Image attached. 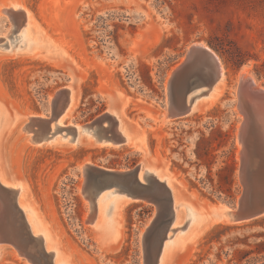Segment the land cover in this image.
Wrapping results in <instances>:
<instances>
[{
    "label": "rangeland",
    "instance_id": "1",
    "mask_svg": "<svg viewBox=\"0 0 264 264\" xmlns=\"http://www.w3.org/2000/svg\"><path fill=\"white\" fill-rule=\"evenodd\" d=\"M13 4L30 12L29 45L16 40L23 11H15L14 20L4 11ZM10 30L12 36L0 40L6 44H0V172L7 183L23 187L19 205L27 208L33 233L29 219L35 213L71 264H145L143 233L157 211L147 201L125 199L123 239L107 248L94 222H87L91 200L83 193L82 164L167 173L177 208L171 239L185 232L188 207L207 214L206 207L240 197L235 93L244 68L264 87V0H0V36ZM198 42L220 56L223 85L204 108L167 118L170 75ZM51 43L59 53L50 51ZM67 86L77 103L63 132L50 142L30 141L33 133L21 130L26 114L49 115L52 97ZM112 110L130 131L145 135L147 154L127 144L98 145L82 134L76 144L66 140L72 138L66 125L89 123ZM104 192L103 213L109 216L122 194ZM148 240V263L154 264L159 245ZM3 243L0 264H31L13 243ZM191 248H177L172 263L259 264L264 215L210 225Z\"/></svg>",
    "mask_w": 264,
    "mask_h": 264
},
{
    "label": "water",
    "instance_id": "2",
    "mask_svg": "<svg viewBox=\"0 0 264 264\" xmlns=\"http://www.w3.org/2000/svg\"><path fill=\"white\" fill-rule=\"evenodd\" d=\"M205 62H209L211 68H207ZM220 74L219 57L201 44L191 45L183 64L170 76L175 103L185 104L189 92L196 88H204L202 92L209 90ZM72 92L71 88H63L62 93H57L54 102H51V113L46 115L48 119L39 118L34 121V117L29 116L22 130L32 132L31 129L34 128L35 141L49 140L63 132L65 127L55 122L53 129L52 123L68 106ZM235 95V107L241 115L245 150L242 166L244 182L240 195L242 199L238 198L234 203L222 202L224 206L210 210L214 218H224L231 223L264 215V89L255 88V81L250 79L237 83ZM176 113L178 117L187 115L188 108L176 109ZM118 122L117 116L105 111L81 126L99 141L121 143L124 138L118 129ZM77 130L75 125L67 130L72 132V141L76 138ZM82 169L87 174L83 190L92 199L95 200L103 190H114L115 193L147 201L158 208L146 232L147 243L148 238L153 237L155 245H159L156 247L159 252L174 220L172 189L166 181H161L149 172L141 176L140 166L125 171H108L86 164ZM10 240L19 254L31 264H53L52 253L45 250L43 237L35 235L27 223L25 212L18 202V190L4 185L0 180V241ZM144 253L149 262L148 248H145ZM259 264H264V261Z\"/></svg>",
    "mask_w": 264,
    "mask_h": 264
},
{
    "label": "bare ground",
    "instance_id": "3",
    "mask_svg": "<svg viewBox=\"0 0 264 264\" xmlns=\"http://www.w3.org/2000/svg\"><path fill=\"white\" fill-rule=\"evenodd\" d=\"M17 10L23 11V21H22L21 25L17 27L18 28L17 31L18 32L21 31V32H20V34L18 33V36H17L16 40H18L20 38L19 42L23 41V42H25L26 45H29L27 43V40L29 38H31V27H32L31 26L32 21L30 19L28 20V18L31 17L30 16V12L25 7H23L22 5H19V4H13L11 7H8V6L4 7V11L6 13L12 15V20H14V16L16 15L14 12L17 11ZM13 27H15V26H13ZM11 31H13V30H10L8 33L3 34L2 37L0 36V40H4V39L8 38V36L11 33ZM12 34L10 36H12ZM194 44H201V45L205 46L206 48L210 49L213 53H215L219 57V59L221 61V74H220V77L216 79V81L211 85L209 90L207 89V91L202 92L203 90H201L200 87L194 89L195 91L194 90L190 91L188 96H187L185 104H183L182 102H176L175 103V101H174V99L172 97L173 96V92H172V82H171V79H170L171 77H170L169 81H168V87H167L168 88V100H169L168 109L166 111L167 118L178 117V115L176 113V109L177 110L178 109L181 110L183 108H188V113L187 114H189L190 111L192 113L194 111L199 110L200 108H204V106L202 105L203 102H205L204 100L205 99H209V98L211 100H214V98H217V95H218V93H219V91L221 89V86L223 85V82L225 80V70H224L223 62H222L220 56L217 54V52L215 50H213L211 47H209L208 45H206L205 42H198V43H194ZM1 45L6 47L5 43H2ZM49 49H50V51H53V52L55 51L56 53L60 52L59 50H57L58 49L57 46H55L52 43L49 45ZM184 61H185V58L180 64H183ZM180 64L177 66V68L180 66ZM205 65L207 66V68H211V66H212L209 62H205ZM177 68H175L173 71H175ZM173 71H172V73H173ZM209 74H211V71H210ZM239 77L240 78H239L238 82H241V81L242 82H247L250 79H253L255 81L254 77H252L251 74L248 72V70L245 69V68L240 72V76ZM67 87L71 88L72 91L74 90L72 86H67ZM255 88L264 89V87H262V85L258 81H255ZM196 91H199V92L195 93ZM57 93H62V89L57 91ZM56 94L52 97L51 102H54ZM76 103H77V95H75V91H73L68 106L56 118V121H54L52 123L53 129H54V126H55V122H57L56 124H58V125L61 124V126H62V124L64 123V119L71 113V111L76 106ZM107 112L117 116V119L119 121L118 122V129H119L120 133L122 134V136L124 138V140L121 143H112L110 141L109 142L99 141L93 135H91L89 132H87L86 129L83 130L84 128L81 126L82 124L70 123V124L66 125L67 128L75 125V126H77V129H78L77 130V134H76V138H75L74 142H72V143H74V144L78 143L79 140H80L79 137L82 134V135H86L93 143L98 144V145L120 146V145L127 144V145H130L131 147H134L136 150L142 151V152L147 154L148 153V149L146 147L145 135L143 133H141V135H139V134L136 135L135 133L130 131L128 129V127H125L124 124H122V120H121L120 115H119L117 110H112V111H107ZM29 116L34 117V121H37L39 118L48 119L46 116H42V115H37L36 116V115L26 114L25 122L27 121V117H29ZM25 122H24V124H25ZM24 124H22L21 130H22V127H23ZM31 131H32L31 133H33L34 128L31 129ZM242 133H243V129H242V125L240 124L239 128H238V141H239V144H240V147H241V150H240L241 162H240V166H239V177H240L241 183L243 184L244 178L242 176V169H243L242 166L244 164L243 160H244V157H245V150H244V147H243V137H242L243 134ZM33 135L34 134L30 135V141L37 142V143H42L43 142V141H35ZM70 137H68L66 139L69 142H70V139H71ZM50 138L52 139L53 137H50ZM51 139H49V142L52 141ZM86 164H91V163H86ZM86 164H84V165L82 164V167H84ZM139 166L141 168V171H140L141 176L145 172L153 173L154 175H156V177L158 179H160L161 181H166L167 185H169L171 187V189H172V200H173V210H174V220L172 222V225H173L177 221V220H175V215H176V209L177 208L175 207L174 189H173V187L171 186V184L169 182L170 176L167 173L162 174L160 170L158 171V170H156L154 168H150V167H147V166L145 168H143L141 165H139ZM83 174L85 176V182H86L87 174H86V172H83ZM161 175H163L164 177H162ZM167 177H169V180H168ZM3 178L4 177L2 176V173L0 172V180H1V182L3 181L2 183L4 185L12 187V188H15V189L18 190V202H19V190L23 189V187L21 185H20V188L12 186V184L7 183L6 180H4L5 178L4 179ZM84 185H85V183H84ZM104 191H107V190H103V192H101L102 194L100 193L101 195L98 198V201H97L98 203H97V206H96L95 200L92 199L91 197H89L83 190V193L85 194V196L91 200V203H90L91 211H90V214H89V218H87V222L88 223L90 221L94 222V223H90V225L94 229H96L97 233L102 238L103 245H105L107 248H110V249L113 248L114 249V248L118 247L121 244V241L123 239V220H122L121 212H120L121 207H122L121 205L124 203L125 199H127V200H132V199L130 197H128L127 195L122 193L121 196H118V197H121V198H117L115 200L113 211L112 210H111L112 212L110 211L111 213H109L110 215L108 214L109 216H105L104 213H103V205H102V200L103 199L101 198V197H104L106 195V193ZM111 193H115V191L111 190ZM240 199H242V197ZM20 206H21V208L23 207L22 209L23 210L25 209V211H26L27 208L24 207L25 205H20ZM98 206H99V215H98ZM220 206H224V204L222 202H220L216 206H208V207H206V209H207L206 213L207 214L203 213L202 211L195 210L194 207H192V206L188 207V209H187L188 211L187 212H188V215L191 216V219L188 221V224L186 226H184L185 228L184 227L182 228V230L185 231V232L184 233L180 232L181 234L176 235L172 239H171L172 235H168V233H167V236L164 238V242H163L162 248L158 252V254L156 255V259L154 261V264H174V263H172V260L174 259L172 256L174 254V251L177 248H181V247L184 248V246H186L189 249H192L191 247H192V243H194V240L207 227H209L210 225H213L215 223H220V222L231 223L230 221H228V220H226L224 218L223 219H217V218H214L212 216L210 210L212 208H216V207H220ZM157 209L158 208L156 207V210ZM96 210H97L96 216L91 217L92 214L96 213ZM156 213H157V211H156ZM26 220H27V217H26ZM29 220H30V223L33 225L34 234L42 236L44 241H46L47 249H49V250H47L46 248H45V250L47 252H51L52 253V259H53L52 262H53V264H71L70 263L71 261H69L68 258H66L64 256L62 250L58 246L57 247L55 246L54 237L52 236L51 232L46 228V226L43 225V223L39 220V218L36 216L35 213H33V215L30 216ZM191 220H192V222H191ZM27 223L30 226L28 220H27ZM150 225H151V223L149 224V226ZM172 225H171V229L170 230H174L172 228ZM149 226L147 227V229L143 233V242H144L145 248H147V232L146 231L149 230ZM169 237H170L171 240L165 242V239L169 238ZM9 242H11V240ZM4 245L5 244L3 243V241H0V246H4ZM16 252L19 254V251H16ZM54 258H55V260H54ZM145 258H146V256H145ZM145 264H149L147 259L145 260Z\"/></svg>",
    "mask_w": 264,
    "mask_h": 264
}]
</instances>
